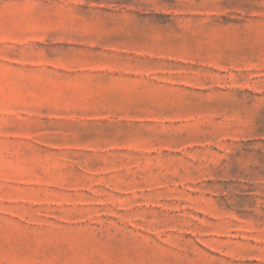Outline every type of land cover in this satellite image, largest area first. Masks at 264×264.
<instances>
[{"label":"rangeland","instance_id":"obj_1","mask_svg":"<svg viewBox=\"0 0 264 264\" xmlns=\"http://www.w3.org/2000/svg\"><path fill=\"white\" fill-rule=\"evenodd\" d=\"M0 264H264V0H0Z\"/></svg>","mask_w":264,"mask_h":264}]
</instances>
